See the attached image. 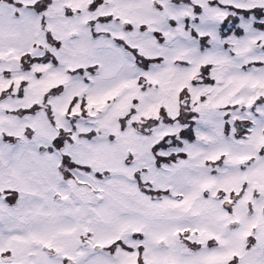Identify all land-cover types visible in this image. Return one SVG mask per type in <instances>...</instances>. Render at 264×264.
Wrapping results in <instances>:
<instances>
[{
    "label": "snow or ice",
    "instance_id": "6c2138e0",
    "mask_svg": "<svg viewBox=\"0 0 264 264\" xmlns=\"http://www.w3.org/2000/svg\"><path fill=\"white\" fill-rule=\"evenodd\" d=\"M0 264H264V0H0Z\"/></svg>",
    "mask_w": 264,
    "mask_h": 264
}]
</instances>
